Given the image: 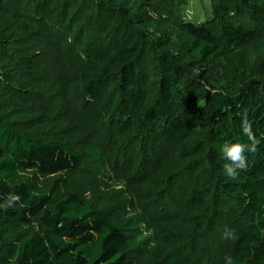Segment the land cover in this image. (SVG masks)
Returning a JSON list of instances; mask_svg holds the SVG:
<instances>
[{
	"label": "trees",
	"instance_id": "trees-1",
	"mask_svg": "<svg viewBox=\"0 0 264 264\" xmlns=\"http://www.w3.org/2000/svg\"><path fill=\"white\" fill-rule=\"evenodd\" d=\"M209 2L195 22L188 0H0V264H179L139 258L131 234L72 189L88 159L136 186L144 206L178 194L181 220L207 241L241 215L226 264H264V0ZM49 26L82 57L78 81L108 150L79 152L48 109L25 105L34 64L20 50L46 49ZM236 143L245 167L228 175L223 148Z\"/></svg>",
	"mask_w": 264,
	"mask_h": 264
},
{
	"label": "rangeland",
	"instance_id": "rangeland-1",
	"mask_svg": "<svg viewBox=\"0 0 264 264\" xmlns=\"http://www.w3.org/2000/svg\"><path fill=\"white\" fill-rule=\"evenodd\" d=\"M209 14V0H188L183 7V16L191 21L202 22ZM14 28V36L27 37L26 28L18 25ZM52 28L47 27L40 35L47 44L46 49L30 45L20 50L29 55L34 64L27 75L31 94L25 98V105L48 109L53 119L64 125L70 144L79 152H84L91 144L108 150L109 134L103 128V117L95 101L88 105L78 81L82 57L76 50H63L62 32L53 35ZM33 36H37L36 33ZM261 36L264 40V34ZM226 57H221L214 65L219 73L226 64ZM126 182L94 159H88L70 179L73 190L103 209L123 232L131 234V246L139 258L153 250L152 259H176L179 264H226L230 243L247 227L244 217L237 215L229 232L223 230L214 235L216 240L207 241L203 231L187 228L181 220L183 207L178 194L166 195L163 200L149 201L144 206L139 190ZM130 201L135 204L137 213L132 212ZM142 216H147L150 224L143 222ZM199 244L201 247L195 250Z\"/></svg>",
	"mask_w": 264,
	"mask_h": 264
},
{
	"label": "clouds",
	"instance_id": "clouds-1",
	"mask_svg": "<svg viewBox=\"0 0 264 264\" xmlns=\"http://www.w3.org/2000/svg\"><path fill=\"white\" fill-rule=\"evenodd\" d=\"M244 132L249 135L250 139H253L251 131H250V125L247 124L246 120H245ZM255 143H258V142H254L250 146L249 148L250 151L254 152L256 150ZM244 151H245V146L239 143L232 144L231 146L225 145V147L223 148V152L225 153L226 157L232 162L231 165L224 166L227 170L228 175H235V170H234L233 165L236 168L245 167L246 158L243 154ZM18 199L19 197L17 196L10 197L8 204L5 206L10 207L12 205V201L18 200Z\"/></svg>",
	"mask_w": 264,
	"mask_h": 264
}]
</instances>
